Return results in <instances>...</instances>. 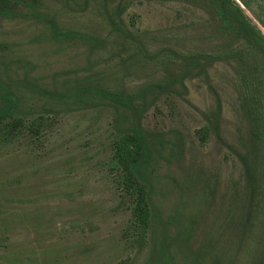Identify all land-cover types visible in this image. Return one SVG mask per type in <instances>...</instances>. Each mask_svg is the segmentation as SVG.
<instances>
[{
  "label": "rangeland",
  "instance_id": "obj_1",
  "mask_svg": "<svg viewBox=\"0 0 264 264\" xmlns=\"http://www.w3.org/2000/svg\"><path fill=\"white\" fill-rule=\"evenodd\" d=\"M256 11L246 12L264 33V3ZM14 14L0 13V79L20 99L16 114L0 124V264H210L212 257L202 263L196 254L221 234L230 264L243 236L242 207L228 204L232 189L244 186L242 165L229 150L239 143L241 118L232 67L208 56L222 43L205 6L39 0ZM50 22L109 41L115 23L163 31L152 49L201 60L182 74L180 63L112 59L110 48L55 40ZM178 74L186 75L183 84L158 91L141 117L153 142L158 134L162 140L147 166L153 218L139 241L130 227L132 199L112 164L128 120L102 97L85 95L94 104L88 107L75 97L83 87L132 90ZM14 119L21 122L11 129Z\"/></svg>",
  "mask_w": 264,
  "mask_h": 264
},
{
  "label": "trees",
  "instance_id": "obj_2",
  "mask_svg": "<svg viewBox=\"0 0 264 264\" xmlns=\"http://www.w3.org/2000/svg\"><path fill=\"white\" fill-rule=\"evenodd\" d=\"M197 1L205 6L222 43V51L208 56L212 62L219 61L232 67L240 108L239 143L236 146L229 145V150L242 165L244 186L243 189H232L228 204L231 209L242 207L243 236L236 248V257L230 258L229 263L239 264L241 261L245 264H264V33L253 24L246 12L253 11L257 14L256 10L262 9L264 0ZM38 3L39 0H0V13L5 17H13L19 5L34 7ZM260 23L264 28L263 19ZM49 24L55 40H81L94 49L110 48L112 59L128 55L130 62L137 65L151 66L155 63L164 66L180 63L183 74L201 60L182 52H178L175 57L170 49L166 52L152 49L151 43L159 40L163 31H135L122 23H115L112 25L115 39L109 41L63 31L55 22ZM185 76L178 74L172 79L158 78L157 82L144 83L132 90L83 87L82 93L75 97L78 104L87 103L85 95L88 94L102 97L113 103L120 118L128 120V127L120 130L117 135L112 164L122 172V189L132 199L130 227L135 229L139 241L145 240L153 218L147 166L157 150L155 143L162 140L158 134L154 136L153 142L151 133L142 126L141 117L148 110L151 97L153 101L158 91L183 84ZM19 102L16 91L0 79V124L16 114ZM85 106L94 104L87 103ZM20 122V119H14L10 123L11 129L18 128ZM32 124H37V121ZM223 201L227 202L226 198ZM216 233H222L221 229L213 235ZM224 240V235L221 234L204 242L196 254L197 261L204 263L212 257L210 264H224V261L228 263V254L223 249Z\"/></svg>",
  "mask_w": 264,
  "mask_h": 264
}]
</instances>
